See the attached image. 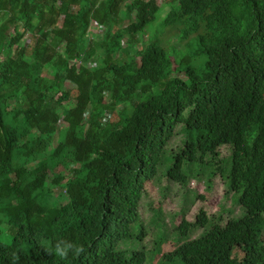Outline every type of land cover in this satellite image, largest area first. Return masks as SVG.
Listing matches in <instances>:
<instances>
[{
  "label": "trees",
  "instance_id": "trees-1",
  "mask_svg": "<svg viewBox=\"0 0 264 264\" xmlns=\"http://www.w3.org/2000/svg\"><path fill=\"white\" fill-rule=\"evenodd\" d=\"M163 3L0 0V264L13 251L19 264H146L172 234L163 264H233L238 250V264H264V0ZM231 134L260 149L242 198L214 221L143 219L159 170L193 202L201 174L230 195L247 169ZM58 239L85 252L60 260Z\"/></svg>",
  "mask_w": 264,
  "mask_h": 264
},
{
  "label": "rangeland",
  "instance_id": "rangeland-1",
  "mask_svg": "<svg viewBox=\"0 0 264 264\" xmlns=\"http://www.w3.org/2000/svg\"><path fill=\"white\" fill-rule=\"evenodd\" d=\"M159 5L163 6V2L165 0H156ZM123 17L127 18V15H123ZM133 21L136 19V17H132ZM136 22V20H135ZM131 26L135 28L136 23ZM129 26V23L127 20L123 21L120 26H117L114 28V30H117L122 27ZM130 28L131 31L134 29ZM152 28L159 29L157 26H153ZM151 28V29H152ZM105 29L100 28L97 26L95 22L92 23L89 38L91 39H97L100 34L105 33ZM155 30H151V34L154 35ZM160 30L158 31V33ZM10 33H12V29L10 30ZM149 31H147V36H149ZM173 34L171 35H164L162 39H164V46L165 49L170 54V49L172 47L173 39L169 44H167L165 41L168 39H172ZM128 35H125V39L128 38ZM138 39V46L135 49L134 55H136L139 59L142 56V50L145 44L144 39L141 38V35L136 36ZM124 39V41H125ZM123 41V42H124ZM4 51L6 52L7 49L4 48ZM32 51V48L29 47L28 53ZM171 55V54H170ZM174 58L172 57V60ZM96 65L95 62H90L89 66L94 67ZM176 67V66H175ZM58 97L60 95H57ZM245 122H242V125L245 126ZM230 136V137H229ZM228 137H223L225 144L234 145L235 148V158L236 160H246L244 161L246 164V168H244L245 164L243 165L244 171H242V176L244 177V181L242 182V178L238 176L237 181L234 184L233 192L230 195H225L226 189L221 181L220 177L216 175L215 179H209L204 174L199 175V178L193 179L189 184V190L193 191L195 194L198 195V198L193 202V198L191 195H186L184 192H186L184 189H181L180 191L177 189V187L171 186L170 183H168L167 179L164 176H161L160 170L158 172V176L153 180L146 183V191L148 193L147 202L152 203V208L149 205H145L143 208L141 207L140 211L142 214V217L144 220L148 221L152 215V210H159L160 209V221L164 223L166 226H168L169 229H172V227L178 226L183 219H187L188 221L192 222L194 221L196 214L203 210L205 213L210 216L212 221L218 220L224 210L230 209L233 202L239 200L243 197L244 192L240 191L242 184L245 182H248L250 180L257 179V176L253 173V169L257 162L260 159V149H257L255 146H253L251 143H249L247 137H242L239 135H229ZM59 140L58 136H55V140L52 143V148L58 146ZM228 150V148H222ZM222 150V151H224ZM162 169V168H161ZM60 170H63V168H60ZM250 179V180H249ZM253 184H255L254 181H252ZM61 189L55 188L54 190V199L58 206L63 205L67 203L68 201V195L66 192V189H64L63 192L58 193ZM193 202V203H192ZM154 212V211H153ZM155 213V212H154ZM238 214V211L235 212ZM223 218H226V215H223ZM172 233V231H171ZM170 233V234H171ZM200 234H198L199 236ZM177 238L178 236L175 234H172L169 241L163 246V252L159 253L158 255L151 256L150 259L147 260L146 264H163L162 262V254L166 253L168 251L174 250L176 244H177ZM244 255L239 250L235 252L234 254V260L233 264H238V262L242 261ZM249 259L253 260H260V257L252 253L249 256Z\"/></svg>",
  "mask_w": 264,
  "mask_h": 264
},
{
  "label": "clouds",
  "instance_id": "clouds-1",
  "mask_svg": "<svg viewBox=\"0 0 264 264\" xmlns=\"http://www.w3.org/2000/svg\"><path fill=\"white\" fill-rule=\"evenodd\" d=\"M85 252L83 246L73 243L67 239H58L54 245H52V254L58 257L60 260H68L70 256L79 257ZM11 264H19L20 257L17 252L10 253Z\"/></svg>",
  "mask_w": 264,
  "mask_h": 264
}]
</instances>
